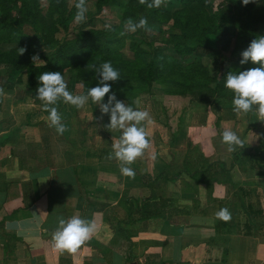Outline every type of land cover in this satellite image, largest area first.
<instances>
[{"label": "crops", "instance_id": "0c3cea01", "mask_svg": "<svg viewBox=\"0 0 264 264\" xmlns=\"http://www.w3.org/2000/svg\"><path fill=\"white\" fill-rule=\"evenodd\" d=\"M20 85L0 86L8 108L23 94L0 120V264H264V122L255 114L192 101L173 135L154 99L156 115L143 125L150 147L129 178L108 158L121 135L105 127L109 114L90 100L65 104L60 135ZM141 95L134 109L143 110ZM225 130L245 147L229 151ZM223 208L228 222L216 216ZM72 216L94 220L97 231L75 254H61L52 234L58 218Z\"/></svg>", "mask_w": 264, "mask_h": 264}, {"label": "trees", "instance_id": "16d2710c", "mask_svg": "<svg viewBox=\"0 0 264 264\" xmlns=\"http://www.w3.org/2000/svg\"><path fill=\"white\" fill-rule=\"evenodd\" d=\"M45 1L46 5L42 6L39 0H0V68H4L3 73L0 71V86L14 89L23 84L37 104L42 105L36 98L40 74L70 71L73 81L88 89L98 83L90 65L110 61L120 72L116 82H109L111 92L129 105L139 94L150 93L153 87L163 89L167 124L174 135L181 127V117L190 102L232 104L233 93L225 88L227 75L259 66L250 60L244 64L240 61L251 41L264 36V0H251L247 5L240 0L238 19L233 20V34L226 32L227 20L214 13L209 0H167L174 9L155 8L146 13V6L138 0H127L121 24H110L111 29L106 28V24L99 29H79L73 36L64 38H58L57 33L60 28L67 29V21L76 13V0ZM113 2L122 4L120 0H98V9ZM14 6L18 13L12 14ZM137 15L147 16L153 23L165 21L177 32L162 35L157 43L153 39L147 41L149 48L140 46L132 38L127 41L131 35H121L119 29L124 21ZM259 21L263 26L257 28ZM218 37L224 38L226 45L234 38L230 50L232 59L218 75H211L201 58L214 53L211 42L218 41ZM126 46L133 53L132 58L128 57ZM169 46H172L171 54L164 50ZM21 47L26 49L22 55L19 54ZM34 55L38 56L35 61ZM191 55L194 58L185 62ZM185 99L187 105L173 123L167 101L169 105ZM57 107L62 118H66L65 104L60 102ZM42 111L48 116L43 107Z\"/></svg>", "mask_w": 264, "mask_h": 264}, {"label": "clouds", "instance_id": "9594fccd", "mask_svg": "<svg viewBox=\"0 0 264 264\" xmlns=\"http://www.w3.org/2000/svg\"><path fill=\"white\" fill-rule=\"evenodd\" d=\"M138 2L153 9L165 5L167 0H138ZM250 2L251 0H242L244 5ZM74 6L76 8L75 22L84 23L88 12L86 0H76ZM105 27L111 29L110 24H106ZM148 28L146 17H141L138 22L129 18L125 21V29L121 35L134 33L138 29L148 30ZM25 51V48H19V54L22 55ZM241 55V64L250 60L259 66L238 74L230 72L227 75L225 88L233 93V112L237 115L253 113L257 116V120L264 122V36L252 40ZM37 58L38 56L35 55L32 57L33 61ZM90 68L97 74L98 83L97 86L88 88L86 93L73 94L68 90L67 81L60 71H47L38 77L40 86L37 89L36 98L42 102L44 111L48 112V126L54 128L60 135L68 131V128L63 123L62 114L58 111V103L63 102L77 109L83 108L89 100L92 104L98 105L102 116L110 115V122L105 127L109 131L118 130L121 133L119 139L113 142V152L108 158H115L119 162L122 175L134 178L135 172L130 165L143 157L150 147L143 125L144 122L151 123V117L147 111L134 109L118 100L116 94L111 92L109 82H116L120 78V72L110 61L99 65L92 64ZM2 94L3 89H0V95ZM106 95L107 102H104ZM222 142L228 146L229 151L245 147L244 141L232 130L222 132ZM216 216L224 222L231 219V213L227 208L221 209ZM96 231L97 224L94 220L89 221L79 216L68 219L58 218L57 228L52 234V247L61 254L64 252L75 254L82 245L93 238Z\"/></svg>", "mask_w": 264, "mask_h": 264}, {"label": "rangeland", "instance_id": "374dc122", "mask_svg": "<svg viewBox=\"0 0 264 264\" xmlns=\"http://www.w3.org/2000/svg\"><path fill=\"white\" fill-rule=\"evenodd\" d=\"M39 1H40V4L42 6L46 5L45 0H39ZM120 1L122 4H120L119 2L107 3V4L102 5L100 7V9H98V5H97L98 0H86V4L88 7V12L86 14V16H87L86 21L84 23L75 22V20H74L75 14H74L66 23L67 29L60 28L59 32L57 33V37L58 38H64V37L73 36L77 32V30H79V29H93V28L99 29L103 26V24H112V25L113 24H119V23L121 24L123 10H124V3L127 0H120ZM209 1L213 5L214 13L219 18H221L222 20H227L226 22L229 25V27L226 28V32L227 33L234 32L235 25H234L233 20L238 19V14H239V11L241 8L240 0H209ZM69 3H71V2H69ZM162 8L163 9L167 8L169 10L174 9V7L169 6V4L167 2L165 5H162L158 9H162ZM153 9H155V8H153ZM150 10L151 9L145 7V13L147 11L150 12ZM14 12L18 13L16 6H14V8H13L12 14ZM130 18L134 22H138L139 19L141 18V16L137 15L136 17L132 16ZM146 18H147V16H146ZM147 21H148V26H149L148 30L138 29L134 33L130 32L128 34H130L131 36L129 38H127L126 40L129 41L131 38L135 39L137 42H139L140 46L149 48L147 41L153 39L155 41L154 43H157L159 41V38L162 35L168 34L170 32H177L176 29H173L169 25V23H166L165 21H162V23H157V22L153 23V21H151L149 19H147ZM235 22H239V21L235 20ZM262 26H263L262 22L259 21L257 24V28H260ZM124 29H125V21L123 22L119 31L123 32ZM233 40H234V38L231 37L228 45H226L224 43V38L222 39L221 37L218 39V41L216 40L214 42H211V44L213 45V48H211V50H213L214 53H212L211 55H208V54L204 55L201 58L202 61L204 62V64L209 68L211 75H215V74L218 75L219 72L221 70H223L226 67V65L231 61L232 58L230 56V50H231L232 45H233ZM2 46L5 48L8 47V45H6V44H3ZM127 46L125 47L126 53H127L129 58H132L133 53L131 52V50H129V48ZM164 50L166 53L171 54L172 53V46L165 47ZM193 58H194V56L191 55V57L188 56L184 60H185V62H189ZM0 69H1L0 70L1 73H3L4 68H0ZM1 73H0V75H1ZM61 73L63 74L67 83L73 82L74 78H73V75L71 74L70 71H63ZM0 82H1V79H0ZM79 85H80V88L83 87V86H81V84H79ZM210 85H213V84L210 83ZM16 86H17L16 89L21 88L20 84H18ZM2 96L5 97L6 96L5 93H3ZM22 96H23L22 92L17 90L11 96L10 104L11 103L12 104L9 106V108L6 107V102L4 100H2L0 102V120L1 121L2 120L7 121L5 119H6V116L10 113V110H12V112H14L15 108H17V106L13 102V100H15L19 97H22ZM140 97L142 99H140V103H139V105H137L139 107H136V108H140V109L147 111L151 118H152V115H156L155 112L157 111V106L155 104H153L154 99L158 100V101L161 99L163 106H164V101L166 102V99H165V96L163 93V89L160 87H153L150 93L149 92L142 93V95ZM188 98L190 99V97H188ZM185 105H187L186 99L185 100H179L176 102V104H169V105H168V101H167V110L171 114V116H173V118L171 119L173 123H175V120L182 114V109ZM10 108H12V109H10ZM7 110H9V112H6ZM20 111H21V109L17 112H20ZM164 112H165V110H164ZM165 118H166V115H165ZM165 121L167 123V119ZM150 129H151V127H150Z\"/></svg>", "mask_w": 264, "mask_h": 264}]
</instances>
